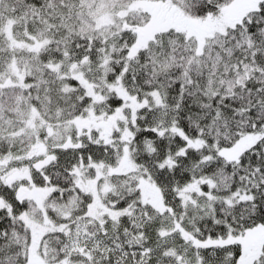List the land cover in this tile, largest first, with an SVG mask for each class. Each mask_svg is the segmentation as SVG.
I'll return each mask as SVG.
<instances>
[{
	"label": "snow or ice",
	"instance_id": "snow-or-ice-1",
	"mask_svg": "<svg viewBox=\"0 0 264 264\" xmlns=\"http://www.w3.org/2000/svg\"><path fill=\"white\" fill-rule=\"evenodd\" d=\"M0 264H264V0H0Z\"/></svg>",
	"mask_w": 264,
	"mask_h": 264
}]
</instances>
